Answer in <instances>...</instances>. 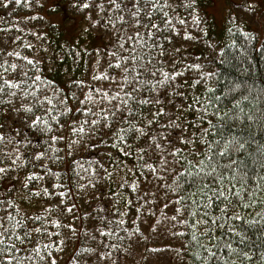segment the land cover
I'll use <instances>...</instances> for the list:
<instances>
[{"label":"snow or ice","instance_id":"1","mask_svg":"<svg viewBox=\"0 0 264 264\" xmlns=\"http://www.w3.org/2000/svg\"><path fill=\"white\" fill-rule=\"evenodd\" d=\"M72 2L77 10H87L90 26H99L113 42L105 70L99 71L97 62L88 84L76 82L77 91L65 94L55 81L36 71L39 61L19 50L33 48L32 44L21 43L11 51L7 45L0 47V57H4L0 59V181L15 180L17 191L25 192L20 201L7 196L0 200V264H30L33 260L56 264L49 249L63 251L74 239L82 241L74 249L80 255L70 257L74 264H126L123 253L127 249L108 240L121 231L123 217L130 211L136 219L147 217L150 232L164 222L172 225L165 233L184 236L183 228H173L189 226L193 264H236L232 256L238 257L239 264L251 260L244 249L255 245L257 233L264 249V211L246 210L264 205V196L256 198V192L264 193V175L249 177V167L255 155L264 170V143L257 145L258 133L252 130L257 121L244 114L238 101L231 108L220 105L221 97L227 100L240 85L225 86L217 96L219 89L209 86L216 73L181 54V44L201 39L189 31L205 19L198 11L199 0ZM15 3L31 7L30 0ZM262 4L264 0H251L247 7L255 12ZM86 32L82 29L80 35ZM206 32L201 29L202 34ZM259 125L264 131V115ZM57 127L66 128L67 135L56 134ZM38 138L41 143H34ZM86 149L102 156L95 167L85 170L93 178L86 181L89 191H84L85 183L75 185L88 206L82 212L70 200L72 190L61 180L63 170L54 171L49 165L58 167L65 150L71 157ZM128 158L132 168L125 163ZM70 162L82 168L76 160ZM121 170L126 171L120 189L127 185L134 195L112 191L110 186L101 191L105 178L111 181L113 172ZM128 173L133 183H128ZM121 201L123 211L118 206ZM22 202L41 207L28 213L20 208ZM161 210L164 214L158 220ZM53 211L64 221L52 217ZM76 220L81 222L79 228L73 223ZM216 229L221 230L219 234ZM136 233L146 239L139 227L117 239H129L130 248ZM28 245V255H19ZM183 250L171 244L150 247L144 251L158 255L149 261L142 253V259L146 264H169L163 254ZM260 255L264 259V251Z\"/></svg>","mask_w":264,"mask_h":264},{"label":"trees","instance_id":"2","mask_svg":"<svg viewBox=\"0 0 264 264\" xmlns=\"http://www.w3.org/2000/svg\"><path fill=\"white\" fill-rule=\"evenodd\" d=\"M50 1L54 4L52 7L46 5ZM54 1L40 0L37 3V0H30L31 7H29L27 4H16L15 0H10V3L5 5L3 0H0V39L3 40V44L0 47L7 45L8 50L11 51L21 43L32 44L33 48H21L19 50L24 55L38 60L39 63L36 66V71L42 73L48 80L55 81L56 85L65 94H68L77 91L80 87L77 85V81L83 80L85 84L89 83L97 62L99 63L98 70H105L106 61L109 59V49H111L113 42L109 38L110 34H106L99 26H90L86 18L87 10H77L72 0H57L55 3ZM213 1L199 0L200 6L198 11L201 17L205 19L199 28L189 27V31L193 35L201 36V39L181 44V54L185 60L190 58L191 60L198 61L203 65L204 70L216 73V76L211 78V80H215L216 82L212 83L210 80L209 86L219 89L216 92L217 96H221V92L224 91L225 86L233 87L234 84L240 85L239 88L234 89V92L229 95L227 100L221 97L220 105H227V107L231 108L238 101L239 107L244 110V114L254 117L257 123H252V130L254 133H258L256 135V143L259 145L264 143V131L260 130L259 125L260 116L264 115V37H262L258 28L257 14L249 9L246 4L232 3V6L228 9L224 23L219 26L211 12ZM89 2L91 3L92 0H89ZM179 11L182 12L183 10ZM51 15H60L64 21L62 24L53 22L50 18ZM93 18H95V13H93ZM71 21L76 22L77 27L75 29L76 34L69 37L65 25ZM189 24H191L190 21ZM21 29L23 30L22 32ZM82 29H87V32L83 36L80 35ZM201 29H207V32L202 34ZM245 32H247V35H245ZM17 36H21L22 39L15 40ZM9 37H12V39L10 40ZM3 58L0 57V59ZM6 58L9 60L14 59L11 56ZM197 90H199V87H197ZM73 115L75 116L76 114L73 113ZM61 123H64V121L61 120ZM243 123L247 124L250 122L245 120ZM25 134L28 135L27 131ZM56 134L67 135V129L57 127ZM34 143H41V139L38 138ZM58 146L63 148V142H60ZM20 150L23 152L25 149L21 147ZM65 152L60 153L63 157V162H60L58 167L55 164L49 166L54 171L63 170L61 180L66 187L72 190L70 200L80 205L82 212H87V203L85 199L81 198V190L77 189L75 185L77 183H85L86 187L84 191H89L86 181L93 178L85 170H88L90 166L95 167L102 153L97 150L86 149L79 155L74 153L69 157ZM113 155L115 157V153ZM71 160H76L82 165V168L76 167V164L70 162ZM251 161H254V163H250L249 177L264 175V170L259 166L262 161L255 155L251 158ZM7 162L5 160V163ZM105 163L107 166V162ZM125 163L128 168H132L133 161L131 158H128ZM109 171H112V167H109ZM125 171L113 172L111 181L105 178V181L102 182L104 187L101 188V191H106L110 186L112 191L123 192L130 197L134 195L127 185L123 189L119 187L121 178L125 176ZM75 173H79V175ZM126 179L128 183L134 182V177L131 173L127 174ZM48 180L49 177L46 176L45 181ZM248 183L251 185L253 181L249 179ZM256 183L261 184L259 180ZM261 187H264V184H261ZM17 188L18 185L15 183V180L12 182H9L7 179L0 181V200H3L7 196L9 198L14 197L17 201H20L25 192L17 191ZM49 190L51 191L52 189L49 188ZM262 196H264V193L256 192L257 200ZM108 198L111 199L112 197ZM52 199L55 200L56 198L53 197ZM19 206L28 213L34 212L37 208L41 207V205L35 202L32 206H29L27 202H22ZM118 206L123 211V201ZM253 209L255 212L264 211V205H253L252 209L246 211H252ZM163 214V210L157 213V219L159 220V217L163 216ZM52 217L59 218L62 222L64 221V217L62 215L57 216L55 211L52 212ZM68 219L70 220L71 217L69 216ZM123 219L125 220V224L121 231L116 232L115 237L109 238L108 242L120 244L122 249H127L123 253L126 264H146L142 259V253L148 257L149 261L154 259L158 254L144 250L150 247H162L165 244H171L172 248L177 250L181 246L184 248L183 251H166L163 254L169 260V264H193V259L191 258L192 246L188 243L189 226L176 225L173 231L183 228L185 235L171 236L169 233L164 232L165 228L172 227L171 224L160 222L156 231L150 232L146 227L148 222L147 217L144 215L136 219L130 211ZM73 223L77 228L80 227V220L73 221ZM136 227L141 229L143 237H146V239L142 238L139 233L132 235L130 248L129 239L123 241L117 239V237L135 233ZM49 229L53 232L56 231L51 225H49ZM125 229L127 232H125ZM61 231L66 234L67 229L62 228ZM220 231V229H216V234H219ZM258 236L259 233L253 236V239L256 241L254 246L250 245L249 248L244 249L245 251H249L251 260H244L243 264H264V259L260 255L264 249L261 247L260 240L257 239ZM42 239L46 238L42 237ZM51 239L58 241L59 237L52 236ZM87 239V236H85L84 241H87ZM81 243L82 241L74 239L63 246V251L55 249H49V251H51L52 256L56 259V264H74V261L70 257L80 255L74 249L79 248ZM17 246L19 247L20 245L18 244ZM233 246L235 247L236 245L234 244ZM30 247L28 245L25 251L19 255L27 256ZM117 251L120 250H114L113 259L116 258L115 254ZM41 254L43 255V253ZM227 258L228 255L225 254V259ZM232 259L236 261V264H239L237 256H232ZM30 264H40V261L33 260Z\"/></svg>","mask_w":264,"mask_h":264},{"label":"rangeland","instance_id":"3","mask_svg":"<svg viewBox=\"0 0 264 264\" xmlns=\"http://www.w3.org/2000/svg\"><path fill=\"white\" fill-rule=\"evenodd\" d=\"M55 2H57V0H55L54 3ZM250 2L251 0H214L213 6L211 8V12L214 15V18L217 24L221 26L226 19L228 9L232 6V3H236V4L243 3V4L248 5ZM46 5L52 7L54 4L52 3V1H50ZM255 14H257L258 28L262 34V37H264V4L258 6L255 9ZM50 18L53 22H56L59 24H62V22L64 21L60 15H54V16L51 15ZM76 27H77V24L74 21H71L65 25V29L69 37L74 36L76 34L75 32Z\"/></svg>","mask_w":264,"mask_h":264}]
</instances>
